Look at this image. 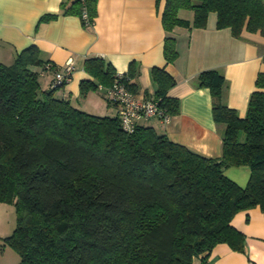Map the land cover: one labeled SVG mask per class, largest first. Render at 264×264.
I'll list each match as a JSON object with an SVG mask.
<instances>
[{"label":"trees","instance_id":"obj_1","mask_svg":"<svg viewBox=\"0 0 264 264\" xmlns=\"http://www.w3.org/2000/svg\"><path fill=\"white\" fill-rule=\"evenodd\" d=\"M96 5L63 0L60 10L80 18L85 10L93 23ZM180 9H191L193 18L180 17ZM210 12L217 27L235 37L245 31L264 36V0H165L161 21L168 31L205 27ZM163 52L167 62L177 57L174 38H165ZM57 67L35 45L9 64L0 62V202H12L16 212L0 251L14 249L15 264H191L195 257L206 264L218 243L243 250L245 236L231 219L255 206L264 212V71L242 117L222 100L220 72L198 74L197 84L210 90L213 119L222 125L221 154L209 157L150 125L124 131L118 111L99 115L75 107L56 94L65 85H54ZM83 68L92 79L80 81L81 95L99 83L111 85L116 73L99 56L86 58ZM40 71L52 74L46 89ZM137 74L130 62L122 76L132 92ZM151 76L152 97L176 114L179 100L167 96L174 78L156 66ZM241 166L249 169L243 186L225 174Z\"/></svg>","mask_w":264,"mask_h":264},{"label":"crops","instance_id":"obj_2","mask_svg":"<svg viewBox=\"0 0 264 264\" xmlns=\"http://www.w3.org/2000/svg\"><path fill=\"white\" fill-rule=\"evenodd\" d=\"M62 1L0 0V62L11 63L30 45L39 49L43 60L58 66L71 59L74 68L70 79L56 94L77 108L99 115H115L119 106L98 88L80 99V81L92 79L83 68L86 58L102 57L119 73L126 72L134 62L138 92L146 96H153L156 88L151 68H164L175 80L167 96L178 98L179 110L167 122L151 117L138 123L154 127L199 154L220 156L222 125L213 119L210 90L197 84V76L208 69L220 72L226 80L222 100L242 117L257 73L264 71V36L245 31L235 37L230 28L217 27L215 12L208 14L205 27L165 30L161 21L165 0H97L94 22L86 27L79 15L61 12ZM45 14L56 16L40 20ZM178 15L191 20L193 11L180 9ZM167 37L175 40L177 57L172 62L164 57ZM51 78V73L40 71V86L48 88ZM225 174L243 186L249 169L229 167ZM231 224L245 236L243 250L218 243L209 252L206 264H264V212L258 206L239 211ZM199 263L200 257H195L191 264Z\"/></svg>","mask_w":264,"mask_h":264},{"label":"built area","instance_id":"obj_3","mask_svg":"<svg viewBox=\"0 0 264 264\" xmlns=\"http://www.w3.org/2000/svg\"><path fill=\"white\" fill-rule=\"evenodd\" d=\"M81 18L85 25L91 26L88 14L82 11ZM73 62L66 60L54 71V85L66 84L73 71ZM123 73L114 74L111 85L104 86L98 84V89H103L107 99L119 106V121L121 128L126 132H132L139 121L147 120L151 117H157L162 122L169 121L171 114L158 105L157 100L152 96H146L142 93L132 92L123 81Z\"/></svg>","mask_w":264,"mask_h":264},{"label":"rangeland","instance_id":"obj_4","mask_svg":"<svg viewBox=\"0 0 264 264\" xmlns=\"http://www.w3.org/2000/svg\"><path fill=\"white\" fill-rule=\"evenodd\" d=\"M83 98H85V96L81 95L80 99ZM15 223L16 212L12 202H0V241L4 236L12 232ZM18 261V254L11 247L5 246L2 251H0V264H15Z\"/></svg>","mask_w":264,"mask_h":264}]
</instances>
